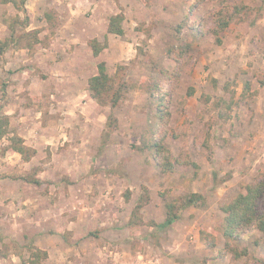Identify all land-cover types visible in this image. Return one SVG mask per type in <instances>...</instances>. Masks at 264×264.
<instances>
[{
	"label": "rangeland",
	"instance_id": "1",
	"mask_svg": "<svg viewBox=\"0 0 264 264\" xmlns=\"http://www.w3.org/2000/svg\"><path fill=\"white\" fill-rule=\"evenodd\" d=\"M36 2L26 1L32 13ZM239 2L248 7L235 13ZM108 4L97 16L122 14L125 33L112 34L113 52L106 45L94 57L85 21L62 40L60 10L33 14L26 26L24 11L0 1V40L15 39L0 52V114L9 119L0 140V264H30L37 249L48 253L38 264H264V233L249 231L229 249L221 231V207L264 173V0ZM34 29L38 42L28 48ZM19 38L24 61L6 64L16 52L5 48ZM101 60L111 75L125 66L128 87L115 108L89 90ZM26 66L31 81L21 90L12 84ZM177 66L166 144L172 160L188 164L163 173L153 159L160 110L150 89L162 68ZM59 69L63 81L54 80ZM13 133L36 150L28 161L8 149ZM192 193L202 197L187 204ZM168 204L177 218L164 226Z\"/></svg>",
	"mask_w": 264,
	"mask_h": 264
},
{
	"label": "trees",
	"instance_id": "2",
	"mask_svg": "<svg viewBox=\"0 0 264 264\" xmlns=\"http://www.w3.org/2000/svg\"><path fill=\"white\" fill-rule=\"evenodd\" d=\"M2 3H12L18 10L24 11L26 14L25 25L31 24L33 21V13L26 6L27 0H0ZM247 5L243 2H239L235 5V13H241L247 9ZM222 12H220L221 14ZM123 15L117 14L109 18L108 31L110 33H115L117 35H123L125 33L122 27ZM230 19L220 20L221 26L226 27L229 25ZM39 33L38 29H34L32 34L35 36L36 40L29 42L27 44L28 48L33 45V43L38 42L37 35ZM14 41L15 39H9L5 42L0 40V52L3 51V47L7 46L8 42ZM18 46L21 47V39L16 40ZM88 44L92 48L94 57H99L100 53L106 47V43L100 42L98 39H90ZM176 62L179 63L180 55L174 58ZM98 72L97 74L90 77L88 81L89 90L93 98L101 105H109L111 108L117 107L124 99V94L128 86V82L125 79V66L119 64L113 75L108 72V63L105 60H101L97 64ZM181 66H177L171 74L168 69H161L160 78L155 81L152 85V89L158 95L157 107L160 110V121L157 124L156 130L153 132V144L154 147V161L159 166L163 173L174 172L177 166L182 164H188L187 160H181L180 158L172 160L171 149L166 144V138L168 137L167 124L170 122L171 112L169 107V96L173 89H176L181 78ZM171 84L170 89H165V85ZM3 86H5L3 84ZM1 86V87H3ZM3 90V89H2ZM4 93V90H3ZM168 97V98H167ZM167 98V99H166ZM9 119L5 114H0V140L9 134ZM116 119L109 116L108 125H115ZM10 145L8 149L18 152L22 155L23 159L28 161L30 156H32L36 150L27 147L24 144V139L16 133H13L10 137ZM147 148V144L144 143L140 149L144 150ZM196 165V164H195ZM33 183H38V179L31 180ZM201 194L192 193L187 199V204H194L199 202L201 199ZM149 199V198H148ZM141 205L136 207L138 210ZM167 219L164 226L171 225L177 218V213L174 212L175 205L168 204ZM173 210V211H172ZM224 213V219L221 226V231L226 239V247L230 249L231 242L238 241L246 233L253 230H259L264 233V173L260 175L252 183L246 186L245 193H239L234 195V198L221 207ZM211 243V242H210ZM234 250V249H233ZM244 252L235 253L236 256H241L246 253ZM34 257L29 262L30 264H38L40 260L45 259L48 256L47 251L36 250L31 252Z\"/></svg>",
	"mask_w": 264,
	"mask_h": 264
},
{
	"label": "crops",
	"instance_id": "3",
	"mask_svg": "<svg viewBox=\"0 0 264 264\" xmlns=\"http://www.w3.org/2000/svg\"><path fill=\"white\" fill-rule=\"evenodd\" d=\"M37 2V10L34 8H31L33 10V14L35 16H38L39 17V13H44V10H48V9H57L58 11L60 10L59 12V16L63 17V20H60L61 18H57L58 21H62V23L66 24L64 25L66 28H60L59 31L57 30V33H61V36L60 38L63 40L65 38H67V40H70V37L68 36L70 30H72V28L70 26H72L73 23H78L79 21H85V27L89 26V28L91 29V33L95 32V34H93V38H97L99 41L102 40L103 36L105 37L106 34H107V37H108V42H107V47L105 48L107 51H109V54L111 52H113V43L112 42V34L113 33H110L108 31V25H109V21L107 18V16H103L102 14L97 16L96 14V11L100 12V10H104V9H107L108 10V7L110 6L108 4V0H36ZM104 2V3H103ZM27 7H29V5H27ZM30 8V7H29ZM41 9V10H40ZM89 11H92V13H90ZM57 13V12H56ZM64 16H63V15ZM67 15V16H66ZM92 18V19H90ZM96 18V20H95ZM44 19H42V24L44 25ZM105 20V21H104ZM57 21V22H58ZM96 21V23L100 25L101 29L99 28V26H97L96 23H94ZM92 25L93 27H90V25ZM105 23V25H104ZM79 24H76V27L78 26ZM69 27V28H68ZM28 29H30L28 27ZM104 30L105 29V32H102L101 30ZM44 33H46L45 30L41 31V35H44ZM40 34V33H39ZM5 37V36H4ZM7 38V37H6ZM0 39H2V36L0 35ZM77 39L75 40H72L73 43H76ZM79 41H80V38H79ZM65 42V45H67L69 42L68 41H64ZM61 45V44H60ZM86 45L88 46V42H86ZM77 46V45H76ZM10 49H12V51L16 54V56L14 57H11V59L7 60L6 64H9L11 63V61L14 59V60H21V61H24V58L25 57H21V55H23V53L25 54L24 51H26L25 48H22V49H19V51H17L18 49L17 48H5V55H7V51H10ZM7 57V56H6ZM107 63L109 64V61L106 60ZM43 65L44 66H47V64L45 62H43ZM64 66H67V64H64ZM86 65L85 66H82L81 68V73L82 71L86 72ZM95 69L93 70V72L91 71L90 75L88 76L89 77H92L93 75L97 74L96 72V66H94ZM28 66H26V68L24 69L23 71V76H21L22 80L21 82L19 83H15L14 85L12 84V86H20L21 90L25 89L23 88L24 86H28V83L31 81L27 80L28 78ZM66 69V68H65ZM68 70V68L66 69ZM54 74L58 75L56 76V78L54 80H62L63 81V78L60 77L63 70L59 69L58 71L57 70H54ZM16 75H18V73H15L12 77L13 79V82L17 80V77H15ZM15 77V78H14ZM87 78V80H88ZM1 89V87H0ZM18 99V98H17ZM9 106H10V103H9ZM14 111V110H13ZM16 111V110H15ZM6 113H12V110H10L9 112L6 111Z\"/></svg>",
	"mask_w": 264,
	"mask_h": 264
}]
</instances>
